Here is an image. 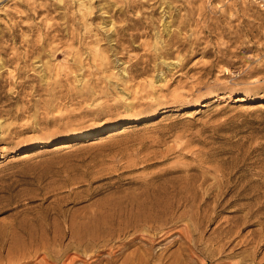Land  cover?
Listing matches in <instances>:
<instances>
[{"label": "rangeland", "instance_id": "rangeland-1", "mask_svg": "<svg viewBox=\"0 0 264 264\" xmlns=\"http://www.w3.org/2000/svg\"><path fill=\"white\" fill-rule=\"evenodd\" d=\"M0 264H264L257 0H0Z\"/></svg>", "mask_w": 264, "mask_h": 264}, {"label": "bare ground", "instance_id": "bare-ground-1", "mask_svg": "<svg viewBox=\"0 0 264 264\" xmlns=\"http://www.w3.org/2000/svg\"><path fill=\"white\" fill-rule=\"evenodd\" d=\"M160 212H161V211H160ZM162 212H163V211H162ZM146 213H147V212H146ZM167 213H168V212H167ZM147 214H148V213H147ZM147 214H146V215H147ZM150 214H151V213H150ZM160 214H161V213H160ZM147 219H148V218H147ZM165 219H166V218H165ZM144 220H146V219H144ZM154 220H155V219H154ZM140 221H141V220H140ZM161 221H162V220H161ZM165 222H166V221H165ZM147 224H148V223H147ZM160 226H161V225H160ZM125 228H126V227H125ZM72 229H73V228H72ZM75 231H76V230H75ZM80 234H81V233H80ZM71 235H72V238L75 239L74 237H75L76 235H75V233H74V230L71 231ZM78 236H79V235H78ZM76 237H77V236H76ZM80 237H82V236H79V239H82V238H80ZM77 239H78V238H77ZM58 240H59V239H58ZM80 242H82V241H80ZM54 243H56V242H54ZM58 243H59V242H58ZM58 243H57V244H58ZM74 243H75V242H74ZM71 244H72V243H71ZM80 244H81V243H80ZM69 245H70V244H69ZM79 247H81V246H79ZM145 259H146V258H145ZM143 261H144V260H143ZM145 261H146V260H145ZM145 261H144V262H145ZM148 262H149V261H148Z\"/></svg>", "mask_w": 264, "mask_h": 264}, {"label": "built area", "instance_id": "built-area-1", "mask_svg": "<svg viewBox=\"0 0 264 264\" xmlns=\"http://www.w3.org/2000/svg\"><path fill=\"white\" fill-rule=\"evenodd\" d=\"M259 6L264 10V0H257Z\"/></svg>", "mask_w": 264, "mask_h": 264}]
</instances>
